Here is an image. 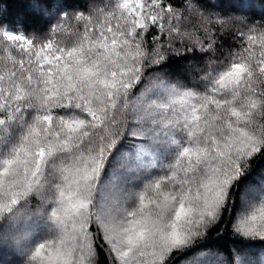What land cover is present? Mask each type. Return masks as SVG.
I'll return each instance as SVG.
<instances>
[{
  "label": "snow or ice",
  "instance_id": "6c2138e0",
  "mask_svg": "<svg viewBox=\"0 0 264 264\" xmlns=\"http://www.w3.org/2000/svg\"><path fill=\"white\" fill-rule=\"evenodd\" d=\"M0 56V247L25 264H169L239 195L242 239L219 264H264L244 243H264V188L241 187L264 158V20L203 0H101L61 8L44 35L0 22ZM185 60L188 76L165 71ZM39 218L49 235L29 247Z\"/></svg>",
  "mask_w": 264,
  "mask_h": 264
},
{
  "label": "trees",
  "instance_id": "16d2710c",
  "mask_svg": "<svg viewBox=\"0 0 264 264\" xmlns=\"http://www.w3.org/2000/svg\"><path fill=\"white\" fill-rule=\"evenodd\" d=\"M106 2V0H104ZM41 7H37V4ZM47 3L49 6L48 12L43 11V4ZM101 0H0V22L8 24L11 28L22 29L26 35L37 33L44 35L47 33L50 25L56 23L58 19V11L61 8L70 13L76 11H83L88 13L93 5H100ZM206 7L212 9L214 12H219L222 16L227 18L232 15H245L249 22L259 23L264 20V3L261 0H243V6L237 8V0H203ZM75 25V21L69 22ZM65 33H70L74 29L68 28L67 25L61 26ZM235 31V29H231ZM233 41L226 31L224 48L221 49L226 55L232 45ZM257 55L259 52L257 51ZM206 59V58H205ZM205 59L199 55L190 57L192 66L203 67ZM189 60L181 61L180 64L173 65L170 69H165L166 72L173 75V79L186 77L189 75L191 69L189 68ZM4 60L0 56V72L4 70ZM9 63V67H10ZM251 186L257 193L261 188H264V158L253 161L251 168L247 173V178L241 187ZM115 194V193H114ZM31 209L37 208L36 200H31L29 203ZM242 210L239 195L235 197V208L230 209L225 213L223 220L217 225L211 226L205 235L198 241V246L192 252L176 251L169 259V264H191V258L196 257L199 264H219L223 259L220 253L225 249L231 250L233 242L241 240L242 237L236 235L232 229V222L237 217V214ZM4 223L0 220V224ZM26 224V222H23ZM32 235L29 241V247L42 242L49 235L48 224L39 218L26 224ZM248 247L252 250L254 257L264 255V243L257 241H245ZM0 259L7 262V264H25L26 258L14 252L9 247H0ZM106 257L101 252L100 264H105Z\"/></svg>",
  "mask_w": 264,
  "mask_h": 264
},
{
  "label": "rangeland",
  "instance_id": "374dc122",
  "mask_svg": "<svg viewBox=\"0 0 264 264\" xmlns=\"http://www.w3.org/2000/svg\"><path fill=\"white\" fill-rule=\"evenodd\" d=\"M104 195H105L106 197L111 198V197H112L113 195H115V194H114V193H111V192H105ZM109 202H111V200H110Z\"/></svg>",
  "mask_w": 264,
  "mask_h": 264
}]
</instances>
